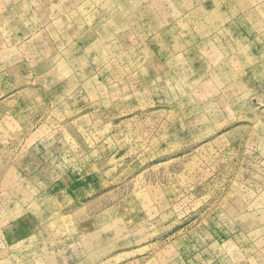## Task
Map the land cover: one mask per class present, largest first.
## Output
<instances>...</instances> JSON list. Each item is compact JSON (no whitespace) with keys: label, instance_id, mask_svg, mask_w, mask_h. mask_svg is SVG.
Listing matches in <instances>:
<instances>
[{"label":"rangeland","instance_id":"1","mask_svg":"<svg viewBox=\"0 0 264 264\" xmlns=\"http://www.w3.org/2000/svg\"><path fill=\"white\" fill-rule=\"evenodd\" d=\"M0 264H264V0H0Z\"/></svg>","mask_w":264,"mask_h":264}]
</instances>
